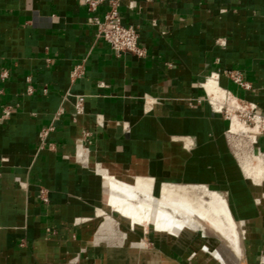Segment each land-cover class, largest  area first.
<instances>
[{
  "label": "crops",
  "instance_id": "0c3cea01",
  "mask_svg": "<svg viewBox=\"0 0 264 264\" xmlns=\"http://www.w3.org/2000/svg\"><path fill=\"white\" fill-rule=\"evenodd\" d=\"M87 1L0 0V264H217L197 231L113 218L110 178L152 180L155 196L163 183L205 188L239 227L244 263L264 264V181L241 166L222 108L264 116V0H120L141 58L96 39L89 18L107 6ZM254 144L262 170L264 133Z\"/></svg>",
  "mask_w": 264,
  "mask_h": 264
},
{
  "label": "bare ground",
  "instance_id": "6f19581e",
  "mask_svg": "<svg viewBox=\"0 0 264 264\" xmlns=\"http://www.w3.org/2000/svg\"><path fill=\"white\" fill-rule=\"evenodd\" d=\"M208 93L215 102L216 90L212 85L208 87ZM241 124L235 116L232 117V131L238 130ZM255 128L257 129V126ZM250 131L252 133V129ZM255 171L257 176L263 173L259 166L255 168ZM250 176L248 174L249 178ZM108 181L110 190L108 205L114 212L127 219L130 225L142 226L144 230L150 227L156 233L180 237L197 231L198 226L188 221L189 215L195 213L205 222V225L213 228L216 233H220V236L222 234V237L224 236L232 245L231 247L229 244L231 248L239 250L238 232L228 214L226 204L220 197L208 192L205 188L163 183L160 185L158 195L155 196L153 182L149 179H137L132 185L112 178ZM202 233H197L195 245L200 251L211 254L219 264H224V259L220 255L222 251L217 252L210 240Z\"/></svg>",
  "mask_w": 264,
  "mask_h": 264
},
{
  "label": "built area",
  "instance_id": "2783aa9c",
  "mask_svg": "<svg viewBox=\"0 0 264 264\" xmlns=\"http://www.w3.org/2000/svg\"><path fill=\"white\" fill-rule=\"evenodd\" d=\"M103 3H106L107 6L103 16L98 18L93 15L89 18V25L95 27L96 29V39L106 43L117 56L133 55L138 58L143 57L144 51L139 46L136 29L131 26H125L121 22L119 15L120 0H88L86 5L88 11L93 14ZM82 74L83 66L76 65L71 72V77L79 78ZM4 77L5 75L1 76V78ZM229 77L238 87L244 90H249L248 84L243 81L242 77L238 73L230 72ZM83 102V97H77L75 99L74 108L77 114L82 112ZM241 105L243 106V109L248 111L247 115L251 117L250 121L254 123V125L258 124L257 128L261 127V132L264 133V116L257 115L254 107H249L247 104L243 103ZM8 115V111H4L0 116V119L6 118ZM50 131H52V128L43 129L40 132V138L42 141H44ZM228 134H230V132Z\"/></svg>",
  "mask_w": 264,
  "mask_h": 264
},
{
  "label": "rangeland",
  "instance_id": "374dc122",
  "mask_svg": "<svg viewBox=\"0 0 264 264\" xmlns=\"http://www.w3.org/2000/svg\"><path fill=\"white\" fill-rule=\"evenodd\" d=\"M222 108L227 113V117L229 118V120L230 118L232 119V117L235 116L238 122L240 124L242 123L241 127L238 130L232 131L230 132V134H228L233 152L238 157L241 166L247 165L249 169L251 168L255 169L256 167L260 166L259 165L260 162L258 159H255L257 156L254 155V145H255L254 138L255 136H257L256 135L257 133L259 134L262 133L261 127L260 128L258 127L257 129L255 128V126H257L258 124L254 125V123L250 121L251 117L247 115L248 111L243 109V106L240 103L232 101L231 99H225L224 101H222ZM251 129H252V133L250 131ZM255 162H256V165H255ZM261 166H262L263 173L258 178L257 183L264 181V168H263L262 161H261ZM117 217H119L120 219L124 220L127 223L129 222L125 220L123 217H121L120 215L113 214V218H117ZM188 221L190 223H193L195 226H198L197 232L199 233L203 232L202 234L204 236H207L217 241V244H215V248L217 250L216 249L215 250L219 253L222 251L220 255L224 259V264H245L242 251H240V249L236 251L234 250V248H231L232 245L229 242H227L228 240L224 236L222 237V234L220 236V233L218 232L216 233V231H213L214 230L213 228H210L209 226L205 225V222L202 219H200L195 213H191L189 215ZM235 229L238 232L237 236H238V248H239V235H240L239 231L240 230L237 224L235 225ZM149 230L150 232L153 231L150 227H149ZM124 234H126L125 231H124ZM162 235H166V234H162ZM229 244L231 245V247ZM226 255H228V257ZM216 263L219 264L218 261Z\"/></svg>",
  "mask_w": 264,
  "mask_h": 264
}]
</instances>
